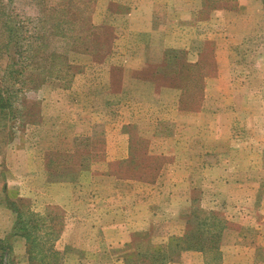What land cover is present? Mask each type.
<instances>
[{
  "label": "rangeland",
  "instance_id": "374dc122",
  "mask_svg": "<svg viewBox=\"0 0 264 264\" xmlns=\"http://www.w3.org/2000/svg\"><path fill=\"white\" fill-rule=\"evenodd\" d=\"M121 1L0 0V89L10 97L0 110V240L10 248L4 260L54 264L51 255L29 259L16 209L24 222L37 224L34 250L59 252L57 264H123L119 249L129 241L155 251L184 235L189 220L194 230L213 233L204 244L212 252L193 249L188 252L196 254L180 253L175 262L223 264L233 248L243 250L246 264L264 263L258 247L264 250V20L248 33H233L222 44L221 62L214 55L219 46L209 41L196 45L194 62L191 50H166L158 83L180 95L176 100L177 92L165 91L156 111H136L130 131V167L138 169L135 176L159 175L152 187L119 186L114 193L48 180L45 170L63 160L50 148H67L50 127L56 112L64 114L59 86L70 79L67 66L90 74L89 65L102 60L97 53H106L113 38V28L104 25L120 24L112 14L121 11ZM203 1L207 10L237 2ZM240 2L264 8V0ZM106 5L109 13L102 11ZM111 195L118 201H107ZM140 234H147L145 242Z\"/></svg>",
  "mask_w": 264,
  "mask_h": 264
},
{
  "label": "crops",
  "instance_id": "0c3cea01",
  "mask_svg": "<svg viewBox=\"0 0 264 264\" xmlns=\"http://www.w3.org/2000/svg\"><path fill=\"white\" fill-rule=\"evenodd\" d=\"M121 3V11L112 14L113 18H119L120 24L104 25L105 28H113V38L106 53H97L98 60H102L89 65L94 67L90 74L87 67L81 66V71L71 74L67 83L59 86L64 114L56 112L53 116L55 122H51L50 127L53 124L57 128L58 139L65 142L67 148H50L63 158L55 170H45L49 174L48 180L51 178L53 182L69 183L75 187L84 183L89 191L94 187L97 190L111 188L114 193L119 186L128 191L137 186L152 187L159 175L155 180L145 178L144 174L135 176L138 169L130 167L133 154L130 131L136 111H156L158 99L165 91L177 92L176 100L180 95L179 90H166L158 83L157 75L166 50L173 47L191 50L194 62L199 53L196 45L200 48L201 44L209 41L219 46L215 48L214 55L215 60L221 62L222 44H228L233 33H248V29L264 20V8L259 2L248 4L237 0L233 5L224 3L218 8L206 5L208 10L204 8L203 0H122ZM107 9L106 5L102 11L109 13ZM204 9L208 13L201 20L200 14ZM174 103L171 110L177 113V103ZM44 125L41 123L38 128ZM101 164L102 169L95 171L94 168ZM122 170L127 172L126 176H122ZM123 194V201L130 199L128 192ZM106 199L113 203L119 198L114 200L111 195ZM131 243L129 241L126 246ZM258 247L264 251L262 246ZM230 251L235 255L228 256L230 262L225 259L223 264H246L243 250L235 252L231 248ZM180 253V258L196 254ZM177 262L169 264H179ZM247 264L264 263L251 260Z\"/></svg>",
  "mask_w": 264,
  "mask_h": 264
},
{
  "label": "trees",
  "instance_id": "16d2710c",
  "mask_svg": "<svg viewBox=\"0 0 264 264\" xmlns=\"http://www.w3.org/2000/svg\"><path fill=\"white\" fill-rule=\"evenodd\" d=\"M79 47L80 46L76 45L75 42L71 40L70 49L78 52ZM81 49L82 47L80 48V51ZM67 70H69L70 76H72L71 74L74 73L73 67L68 65ZM9 102L10 97L8 96L6 91L0 89V110L2 111L8 108L10 105ZM15 213L16 225L19 226V229L17 231H19L18 233H20V236L25 239V242L29 246V249L28 247L26 248L29 259H32V257L36 255H38L41 259H45L50 258L49 255H51V261H53L54 264H57L56 261H58V255L60 254L59 252L50 250L51 248H49L47 252L34 250V242L38 240L37 236H33V232L37 227L36 222H33L30 219H28L27 222H24L16 209ZM47 220L51 222L54 221L52 218H46V221ZM189 221L186 222L187 229L184 235L180 237H172L165 247H156L154 249L155 251H153L152 248L148 247H145L144 250H140L138 245L136 247V242L131 243L127 246L130 251L127 252L126 250H124V252H122L121 259L123 261V264H169L175 262V259L179 256L180 252L191 251L193 249H198L202 254L208 255L212 251L209 250L210 247L206 248L204 244L209 241L206 238L213 236V233L209 232V229L203 230L204 228L202 229L201 226L198 230H194L192 224L190 225ZM218 236H216L215 238H217ZM138 237L141 241H144L148 238L147 234L143 236L140 234L138 235ZM9 250L10 248L4 243V241L0 240V264H9L4 260V257ZM153 252L158 255L153 256ZM215 252L217 253V251Z\"/></svg>",
  "mask_w": 264,
  "mask_h": 264
}]
</instances>
